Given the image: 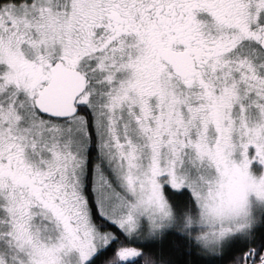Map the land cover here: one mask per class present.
Returning a JSON list of instances; mask_svg holds the SVG:
<instances>
[{
  "label": "snow or ice",
  "instance_id": "1",
  "mask_svg": "<svg viewBox=\"0 0 264 264\" xmlns=\"http://www.w3.org/2000/svg\"><path fill=\"white\" fill-rule=\"evenodd\" d=\"M0 264H264V0H0Z\"/></svg>",
  "mask_w": 264,
  "mask_h": 264
}]
</instances>
